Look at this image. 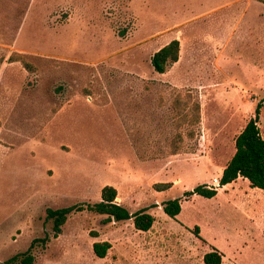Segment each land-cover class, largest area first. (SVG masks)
<instances>
[{
  "label": "rangeland",
  "instance_id": "374dc122",
  "mask_svg": "<svg viewBox=\"0 0 264 264\" xmlns=\"http://www.w3.org/2000/svg\"><path fill=\"white\" fill-rule=\"evenodd\" d=\"M174 39L179 60L157 74L151 56ZM263 98L257 0H0V262L48 235L33 264H203L213 249L264 264V191L246 179L181 200L174 219L162 210L218 187L258 103L264 138ZM105 186L151 229L83 210L52 237L48 209L97 203ZM95 242L110 243L104 259Z\"/></svg>",
  "mask_w": 264,
  "mask_h": 264
},
{
  "label": "trees",
  "instance_id": "16d2710c",
  "mask_svg": "<svg viewBox=\"0 0 264 264\" xmlns=\"http://www.w3.org/2000/svg\"><path fill=\"white\" fill-rule=\"evenodd\" d=\"M264 4V0H257ZM180 44L174 39L156 51L150 59L151 66L157 74H164L170 65L175 64L179 60ZM26 66V65H25ZM264 100V98H263ZM258 103L255 108V116L244 125L242 130L234 136L233 145L234 152L226 162L221 176L218 180V187H208L206 184H199L192 190L184 191L181 198L168 200L163 203L162 210L166 216L174 219L181 211V200L187 201L194 195L211 199L216 196L218 189L235 182L238 178L246 179L250 188H256L264 191V138L260 134L258 127V118L261 108ZM193 112L189 120V124L197 126L200 123V106L194 103L190 108ZM193 136V133H190ZM170 184L156 185L157 191H164L170 188ZM117 191L112 186H105L100 193V201L93 204L82 206H72L57 210L48 209L46 211V220L52 222V237L57 238L61 233V228L65 224L67 217L72 212L89 211L98 215L107 216L108 222H122L131 220L136 230L147 232L151 229L154 222L152 215L147 210H140L134 214H130L127 209L118 205L115 200ZM196 237H199V228H194ZM97 237V235H94ZM50 241L48 235L42 239H34L29 248L22 253H18L0 262V264H33L35 257L32 250L39 244L45 247ZM111 248L108 242H95L92 245V251L95 257L104 259L108 250ZM223 255L213 249L203 255V264H222Z\"/></svg>",
  "mask_w": 264,
  "mask_h": 264
},
{
  "label": "crops",
  "instance_id": "0c3cea01",
  "mask_svg": "<svg viewBox=\"0 0 264 264\" xmlns=\"http://www.w3.org/2000/svg\"><path fill=\"white\" fill-rule=\"evenodd\" d=\"M248 182V181H246ZM225 187V186H224ZM164 249H165V245L161 247V250H155L153 253H154V256H153V259H157L159 258L161 255H164ZM222 263H223V258H222Z\"/></svg>",
  "mask_w": 264,
  "mask_h": 264
}]
</instances>
